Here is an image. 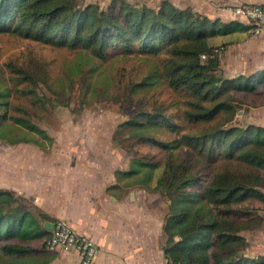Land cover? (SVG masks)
Instances as JSON below:
<instances>
[{
    "label": "trees",
    "instance_id": "16d2710c",
    "mask_svg": "<svg viewBox=\"0 0 264 264\" xmlns=\"http://www.w3.org/2000/svg\"><path fill=\"white\" fill-rule=\"evenodd\" d=\"M254 28L252 23L213 19L170 0L157 5L111 0L107 6L85 0H0L2 33L13 32L59 47L90 49L101 59L113 53L163 55L158 66L137 81L132 91H148L159 84L183 91L191 108H186L182 116L191 124L209 123L223 112L231 115L227 126L193 132L182 130L158 106L143 109L120 124L133 129L162 127L178 133L177 138L165 141L148 132H135L138 139L162 148L166 159L157 161L137 151L129 169L116 170V175L118 181L127 180V185L150 187L155 180L151 188L161 191L168 201L165 256L179 264H264V253L245 252L249 240L242 232L246 228L237 224L234 214L239 212L257 221L256 209L248 202H264V126L234 121L236 112L244 106V93L263 88L264 68L229 76L217 56L223 51L221 44L228 43L227 35ZM219 36L223 40L218 44L209 42ZM204 53L207 55L202 58ZM14 70L19 81L35 82L27 70ZM12 92V86L0 77V138L11 139L12 143L30 141L9 137L7 132L22 127L52 141L32 118L9 112ZM181 146L206 157L218 154L237 159L260 172L243 176L216 171L203 182L192 176L184 160L173 157V149ZM47 220L56 219L15 191L0 188V264H48L56 251L46 246L51 235L45 226Z\"/></svg>",
    "mask_w": 264,
    "mask_h": 264
},
{
    "label": "rangeland",
    "instance_id": "374dc122",
    "mask_svg": "<svg viewBox=\"0 0 264 264\" xmlns=\"http://www.w3.org/2000/svg\"><path fill=\"white\" fill-rule=\"evenodd\" d=\"M85 1L107 6L111 0ZM132 1H146L155 5L161 0ZM222 18L225 21L228 19L225 14ZM222 40L220 37V41ZM221 46L223 51L216 55L219 56L221 68L227 75L230 73L227 68L234 71L238 63L231 66L227 44ZM163 57L140 54L117 56L113 53L101 59L90 49L59 47L13 32H0V77L13 88L9 112L32 118L52 138L50 141L22 127L7 132L9 137H23L30 141L20 139L21 142L13 145L11 139L0 138V179L5 180L12 176L5 171V167L17 161V152L29 151L32 146L37 150L41 148L64 152L65 162H72V169L83 161H93L98 166L112 169L126 167L130 165L137 151L147 154L148 158L164 162L167 154L162 148L138 139L134 133L148 132L147 134L165 141L177 138L178 133L162 127L133 129L120 126L131 115L143 109L162 107L185 131L196 132L222 124L227 126V120L231 116L227 112L209 123H188L182 116L186 108H191L186 93L174 90L167 84H159L148 91L131 90L137 81L158 66ZM14 67L27 70L35 77V82L19 81ZM13 75L16 79L11 80ZM234 121L242 124L264 121V108L242 106L236 112ZM173 151V157L184 160L190 167L192 176L199 177L203 182L216 171L227 170L243 176L260 172L237 159L218 157V154L206 157L186 146L174 148ZM151 196L153 203L160 207L161 214L167 216L165 195L158 191ZM248 206L256 209L254 214L258 220L249 219L239 212L234 213L235 220L246 228L242 232L249 240L245 252L259 255L264 253V202L251 199ZM166 240L167 234L163 227V248Z\"/></svg>",
    "mask_w": 264,
    "mask_h": 264
},
{
    "label": "crops",
    "instance_id": "0c3cea01",
    "mask_svg": "<svg viewBox=\"0 0 264 264\" xmlns=\"http://www.w3.org/2000/svg\"><path fill=\"white\" fill-rule=\"evenodd\" d=\"M170 1L181 8L191 7L213 19L225 21L222 18L225 14L228 17L225 22L236 21L246 25L250 22L234 17L232 8L243 2H264ZM209 42L218 44L220 36ZM227 42L231 66L238 63L234 71L227 68L229 76L250 74L264 68V30L259 33L252 29L236 31L227 35ZM243 98L245 108H264V86L259 91L244 93ZM252 122L264 126V121ZM16 144L18 141L13 143ZM34 149L32 146L29 151L17 152V161L5 167L12 176L0 179V188L15 191L52 219L65 218L78 232L91 236L100 248L93 264H163L166 260L163 248L166 216L152 200L151 195L158 192L151 188L155 180L150 187L127 185L125 179L118 181L116 170H127L129 166L112 169L98 166L93 161H83L72 169V162H65L64 152ZM164 201L168 205V201ZM54 251V257L48 264H81L80 254L75 249Z\"/></svg>",
    "mask_w": 264,
    "mask_h": 264
},
{
    "label": "built area",
    "instance_id": "2783aa9c",
    "mask_svg": "<svg viewBox=\"0 0 264 264\" xmlns=\"http://www.w3.org/2000/svg\"><path fill=\"white\" fill-rule=\"evenodd\" d=\"M232 14L238 19L255 24V33L264 30V2H243L232 8ZM206 55L202 54V58ZM53 223L54 228L46 241L47 248L57 251L75 249L80 254L81 264H93L100 251L96 241L91 236L78 232L65 218H57ZM163 264L179 263L166 259Z\"/></svg>",
    "mask_w": 264,
    "mask_h": 264
},
{
    "label": "water",
    "instance_id": "95a60500",
    "mask_svg": "<svg viewBox=\"0 0 264 264\" xmlns=\"http://www.w3.org/2000/svg\"><path fill=\"white\" fill-rule=\"evenodd\" d=\"M45 226H46L48 229L52 230V229L54 228V223H53L52 221H47V222L45 223ZM177 238H178V237H177Z\"/></svg>",
    "mask_w": 264,
    "mask_h": 264
}]
</instances>
